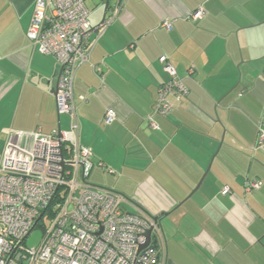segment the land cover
Returning <instances> with one entry per match:
<instances>
[{
	"label": "crops",
	"instance_id": "obj_1",
	"mask_svg": "<svg viewBox=\"0 0 264 264\" xmlns=\"http://www.w3.org/2000/svg\"><path fill=\"white\" fill-rule=\"evenodd\" d=\"M34 4L0 0V153L9 129L50 133L70 126L52 92L57 61L25 35ZM86 5L96 42L73 79L78 139L93 153L86 183L161 216L166 264H264V149L253 147L264 105V0ZM200 7V19L187 18ZM164 20L170 30L160 26ZM163 55L188 93L169 95L173 109L152 116L155 129L148 116L168 79ZM107 109L115 112L108 124ZM245 179L260 188L245 191Z\"/></svg>",
	"mask_w": 264,
	"mask_h": 264
},
{
	"label": "built area",
	"instance_id": "obj_2",
	"mask_svg": "<svg viewBox=\"0 0 264 264\" xmlns=\"http://www.w3.org/2000/svg\"><path fill=\"white\" fill-rule=\"evenodd\" d=\"M87 0H35L26 30L27 39L42 54L57 61L55 101L59 114L67 115V130L44 133L40 128L9 129L0 153V264H166L164 233L152 216L125 208L129 200L122 194L86 183V163L93 153L79 142L80 126L73 97L77 66L89 61L96 42L90 38ZM202 7L187 16L198 20ZM102 21V32L112 21ZM160 26L170 30L168 20ZM159 62L168 79L157 88L148 116L150 128H158L153 115H168L173 109L169 95L187 96L183 79L166 56ZM193 73V66L188 68ZM264 114V113H263ZM264 116V115H263ZM262 116V117H263ZM115 117L112 109L104 123ZM257 123L255 148L264 149V121ZM107 172L109 167L98 163ZM261 183L245 179V191L259 189ZM224 185L221 194L230 193ZM39 220L36 222L39 215ZM42 239L28 247L26 238L43 220ZM150 230L149 241L146 233Z\"/></svg>",
	"mask_w": 264,
	"mask_h": 264
},
{
	"label": "rangeland",
	"instance_id": "obj_3",
	"mask_svg": "<svg viewBox=\"0 0 264 264\" xmlns=\"http://www.w3.org/2000/svg\"><path fill=\"white\" fill-rule=\"evenodd\" d=\"M125 208L131 212L136 211V209L132 208L129 206V204L125 205ZM45 222V217L43 218V220H41V222L31 231V233L29 234V236L26 238L25 244L32 248V247H36L39 245L41 239H42V230H41V226L42 224Z\"/></svg>",
	"mask_w": 264,
	"mask_h": 264
},
{
	"label": "water",
	"instance_id": "obj_4",
	"mask_svg": "<svg viewBox=\"0 0 264 264\" xmlns=\"http://www.w3.org/2000/svg\"><path fill=\"white\" fill-rule=\"evenodd\" d=\"M103 21H104V19H103ZM248 70L250 71V69H248ZM52 92L55 94V89H53ZM165 214H167V213H165ZM41 215H42V213L39 215V217L37 218V220H36L35 223H37V221L39 220V218L41 217ZM152 218H153V220H155V221H159V220H160L159 216H152ZM149 234H150V230H148L147 233H146L147 241H146L145 245H146V244L148 243V241H149Z\"/></svg>",
	"mask_w": 264,
	"mask_h": 264
},
{
	"label": "trees",
	"instance_id": "obj_5",
	"mask_svg": "<svg viewBox=\"0 0 264 264\" xmlns=\"http://www.w3.org/2000/svg\"><path fill=\"white\" fill-rule=\"evenodd\" d=\"M263 113H264V105H263V109H262V113H261V115H260V118L264 115ZM260 118H259V119H260ZM262 118H263V121H264V116H263ZM259 119H258V121H259ZM258 121H257V123H258ZM257 123H256V124H257ZM255 143H256V141H255ZM255 143H254L253 147L255 146ZM254 148H255V147H254ZM258 149H259V148H258ZM159 218H161V216H159ZM158 223H159V221H158Z\"/></svg>",
	"mask_w": 264,
	"mask_h": 264
}]
</instances>
